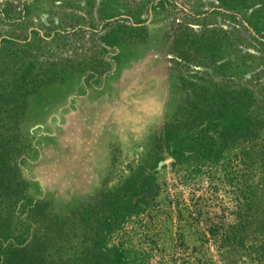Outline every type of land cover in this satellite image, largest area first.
<instances>
[{
    "label": "rangeland",
    "instance_id": "obj_1",
    "mask_svg": "<svg viewBox=\"0 0 264 264\" xmlns=\"http://www.w3.org/2000/svg\"><path fill=\"white\" fill-rule=\"evenodd\" d=\"M2 253L264 264V0H0Z\"/></svg>",
    "mask_w": 264,
    "mask_h": 264
},
{
    "label": "trees",
    "instance_id": "obj_2",
    "mask_svg": "<svg viewBox=\"0 0 264 264\" xmlns=\"http://www.w3.org/2000/svg\"><path fill=\"white\" fill-rule=\"evenodd\" d=\"M235 238H236V237L233 235V236H230L229 239H232V240H233V239H235ZM4 256H5V253H2V255L0 254V262L4 260V258H3Z\"/></svg>",
    "mask_w": 264,
    "mask_h": 264
}]
</instances>
